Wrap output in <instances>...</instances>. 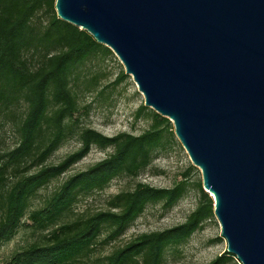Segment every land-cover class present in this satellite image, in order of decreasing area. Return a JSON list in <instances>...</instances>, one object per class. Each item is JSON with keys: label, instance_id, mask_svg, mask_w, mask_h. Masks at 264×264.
Listing matches in <instances>:
<instances>
[{"label": "trees", "instance_id": "1", "mask_svg": "<svg viewBox=\"0 0 264 264\" xmlns=\"http://www.w3.org/2000/svg\"><path fill=\"white\" fill-rule=\"evenodd\" d=\"M53 4L54 0H0V126L9 123L15 136L12 146L0 149V243L26 217L42 231L10 254L12 264H164L167 254L176 252V246L212 216L211 196L198 179L197 203L182 221L137 232L109 251L96 253L121 236L147 203L168 208L189 183L186 171L168 186L136 181L111 193L104 207L85 213L74 210L80 194L102 189L118 175L135 177L167 138H173V131L167 117L143 104L136 113L147 115L149 123L138 133L104 134L80 123L77 94L94 90L98 81L95 74L80 78L78 70L89 58L112 52L85 30L59 19ZM125 76L120 72L108 84ZM70 136L78 145L48 162ZM92 145L110 151L67 174L40 205L28 210L37 190ZM232 257L224 250L205 264H225Z\"/></svg>", "mask_w": 264, "mask_h": 264}, {"label": "water", "instance_id": "2", "mask_svg": "<svg viewBox=\"0 0 264 264\" xmlns=\"http://www.w3.org/2000/svg\"><path fill=\"white\" fill-rule=\"evenodd\" d=\"M167 117L225 250L264 264V0H54Z\"/></svg>", "mask_w": 264, "mask_h": 264}, {"label": "rangeland", "instance_id": "3", "mask_svg": "<svg viewBox=\"0 0 264 264\" xmlns=\"http://www.w3.org/2000/svg\"><path fill=\"white\" fill-rule=\"evenodd\" d=\"M78 71L80 78L95 74L98 81L94 90H80L77 94L79 103L77 116L80 123L91 126L104 134H112L120 130L138 133L148 125V116L136 113L138 105L143 104L142 94L136 89L130 76L124 73L122 65L113 53L105 57L89 58ZM120 72L126 76L116 83L108 84L115 80ZM80 86L81 82H79V88ZM98 88L101 89L100 92L96 90ZM14 138V131L9 123L0 126V149L12 146L15 142ZM77 145L78 141L74 136L68 137L53 151L47 161L58 160ZM109 151L110 147L99 148L92 145L88 152L66 171L50 179L46 185L37 190L36 194L30 198L28 210L40 205L42 199L67 174L86 167ZM189 165L192 166L189 167ZM184 171L187 173L189 184L186 191L173 205L163 209L160 202L147 203L121 236L98 248L96 253L109 251L113 246L124 242L137 232L159 229L182 221L197 203L194 182L198 179L201 181L200 172L190 162L173 133V138H167L163 147L156 150L150 163L135 177L118 175L113 177L102 189L80 194L74 204V210L83 213L90 212L96 208L104 207L105 199L111 193L123 188H130L136 181L147 182L154 186H168L179 179ZM41 231L40 228L34 227L29 219L23 217L15 232L0 243V264H12L9 261L10 254L37 237ZM176 249V252L167 254L164 264H205L216 254L223 253L225 240L219 234V224L213 213L212 216L202 221L200 228L194 230L184 242L177 245ZM225 264L240 263L233 256Z\"/></svg>", "mask_w": 264, "mask_h": 264}]
</instances>
